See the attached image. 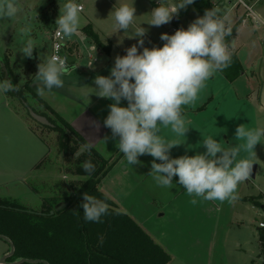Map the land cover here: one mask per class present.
Here are the masks:
<instances>
[{
    "label": "clouds",
    "instance_id": "1",
    "mask_svg": "<svg viewBox=\"0 0 264 264\" xmlns=\"http://www.w3.org/2000/svg\"><path fill=\"white\" fill-rule=\"evenodd\" d=\"M192 3L194 0H181L178 5L169 7L159 0V6L152 9L151 20L147 23L156 27L170 23L180 9ZM18 11L17 0H0V20H9ZM82 11L83 6L73 0L60 6L55 21L57 35L71 39L81 26ZM135 12L133 4L114 6L110 14L114 16L115 33L130 29L137 17ZM219 13L218 8L207 9L187 29L180 28L172 35L161 34L160 39L165 42L162 47H143L147 30L137 27L128 37H138L143 51L132 45L126 49V55L116 56L110 76L97 75L94 78L95 95L114 100L103 124L111 130L113 139L118 137L116 147L127 165L140 164L138 158L142 155L152 156L149 175L155 183L172 188L173 177H178L179 186L193 197L192 205L198 203L197 198L234 203L238 199V186L250 178L254 164L247 158L238 159L241 150L256 156V145L264 143V128L249 129L240 124L235 139L243 143L225 147V142L222 144L212 136H203L204 153L171 158L170 150L182 142L162 135L163 129H170L177 137H186L189 127L183 116V107L198 99L205 82L217 71L231 65V52L226 42L231 30L226 27V17L222 18ZM21 31L27 34L28 29ZM34 49V42L28 39L19 52L23 57L32 58ZM37 67L35 78L43 87L38 86L36 92L41 96L45 90L51 92L53 88H62V77L70 71L66 58L57 56L48 58ZM19 91L10 78L0 80V92ZM122 100L127 101V107L120 106ZM92 147L91 142L82 145L74 153V158L78 159L85 152L90 154ZM157 160L161 162L157 163ZM81 167L88 174L95 171L90 160L84 161ZM81 207L86 222H102L101 217L108 213V205L89 193L83 194Z\"/></svg>",
    "mask_w": 264,
    "mask_h": 264
},
{
    "label": "crops",
    "instance_id": "2",
    "mask_svg": "<svg viewBox=\"0 0 264 264\" xmlns=\"http://www.w3.org/2000/svg\"><path fill=\"white\" fill-rule=\"evenodd\" d=\"M83 11L78 32L71 39H67V50L75 60L70 62L69 73L62 77L63 87L53 88L51 92L45 90L43 96H38L87 143L91 142L102 157L112 159L113 166L101 179L99 189L115 203L116 208L130 215L172 256L169 264H264V229L258 226L261 220L257 223L255 221L256 216H260L257 206L264 209V189L251 178L238 186V199L234 203L203 201L197 198L198 203L192 205L190 201L193 197L179 186L178 177H173L172 188L160 187L155 183L149 175L152 156L142 155L138 158L140 164L127 165L123 154L116 147L118 137L113 139L111 130L103 124L110 111L109 105L114 100L95 95L97 90L94 78L97 75L110 76V70L114 67L110 56L115 42L109 36L110 31L101 28L97 21L95 23ZM88 24L92 25L102 43L110 47L109 51L97 47L85 34L83 28ZM12 25L0 20V31L4 28L9 30L14 27ZM41 27L32 33L34 36L31 40L36 46L32 58L21 55V59L27 62L25 69L28 77L23 78V81L20 79L19 83L28 82L35 92L38 86L43 87L35 78L37 65L41 63L37 59V45L48 46L50 55L52 51L50 34ZM6 34L9 42L10 30ZM233 40L231 43L235 46V39ZM0 94L1 109L9 111L7 122L12 121L18 131L21 126L22 136L31 142V164L23 173L32 172L34 165L44 158L46 145L36 135V130L32 127L35 132L32 131L24 123L19 113L4 106L6 96L2 92ZM247 99L250 100L249 94L242 92H199L198 99L193 104L183 107V116L189 127L186 137H177L170 129L162 130V135L167 139L182 142L170 150V157L204 153L206 148L202 145L203 136H212L222 144L225 142V147L227 144L235 146L236 143H241L235 139V130L244 123V110H239V103L241 101L243 105V101ZM120 106L127 107V101L122 100ZM2 121L1 119L0 124ZM105 137L108 139L105 140ZM240 158H246L244 151L243 154L240 152L238 159ZM247 159L254 162L252 156ZM258 169L259 167L257 172ZM55 198L54 200H58L57 196ZM43 203L44 200L42 207L35 211H41Z\"/></svg>",
    "mask_w": 264,
    "mask_h": 264
},
{
    "label": "rangeland",
    "instance_id": "3",
    "mask_svg": "<svg viewBox=\"0 0 264 264\" xmlns=\"http://www.w3.org/2000/svg\"><path fill=\"white\" fill-rule=\"evenodd\" d=\"M210 1L215 4V8L220 9L219 14L226 17V25L232 27L237 25L236 36H234L235 46H232V43L227 44L230 52L236 53L242 71L233 80L228 79L221 71H217L212 78L205 82L206 86L200 92L214 91L217 93L227 90L230 93L242 92L249 94L250 100H244L243 105L241 101L239 103V110H242L241 108L244 110L242 114L244 117L243 124L249 129L264 128V0H244L246 4L253 7L254 15H257V18L243 4L239 3V0H231L232 3H230V0ZM67 2L68 0H17L18 13L9 20H2V22L6 21L10 25L13 23L14 27L10 26L9 42H7L6 34L9 30L4 28L0 31L1 68H3L4 56H6L9 67L19 80L27 79V69H25L27 62L21 59L22 53L19 50L24 45V41L32 39L34 36L33 31L39 30V26L46 29L51 37L52 32L57 28L55 21L60 14V6L62 7ZM122 3L133 4L137 17L127 32L121 29L115 33V20L110 13L114 10V6L119 7ZM161 3L171 7L178 5L180 1L161 0ZM155 4L157 3L154 0H84L85 11L83 13L92 17L95 23L97 21L101 28L110 31L109 36L115 42L114 51L110 57L115 63L116 56L126 54V49L132 45H137L140 52L143 51V47H162L165 42L160 39L161 34L172 35L174 26L178 29H187L190 23L201 16L192 3L180 9L178 15L173 16L178 22L174 23L172 20L160 27L151 26L147 22L151 20L150 12L152 9L159 5ZM139 26L147 30L146 35L143 37V47L138 44V37H128L133 35L135 29ZM22 29H28L27 34L23 33ZM11 48L13 51H11ZM37 48V59L46 62L51 56L50 48L45 44L37 45ZM4 97V106L11 107L19 113L18 115L22 120L24 119V123L32 131L35 132L36 130V135L44 142L47 151L44 158L34 165L32 172L23 173L28 170L31 164V142L22 136L21 126L20 131H18L14 128L12 121L7 122L9 117H6L9 111L4 108L1 109L2 95L0 94V109L2 110L0 116L4 118H0V120H3L0 124V201L4 199L12 200L27 207V210L35 212L36 209L42 207L41 203L44 199L48 198L50 200L52 197L61 195L62 192L70 190L69 185L72 182L79 183L86 180L87 177L74 173L71 170V160L64 159L59 152L57 131L50 129L48 132H42L43 126L28 117L27 111L22 108L16 98L6 95V93ZM14 106H17L18 109ZM10 124L13 126H10ZM240 142L243 143V141ZM254 150L256 156L243 150L244 156L246 158L252 156L253 161L258 165L257 176L255 179L251 178V180L264 189V143L257 144ZM243 151H241L242 154ZM262 201L264 204V198ZM257 208L260 210V216H256V223L264 219V209L260 206H257ZM9 250V244L4 240H0V253L5 251L0 255V259Z\"/></svg>",
    "mask_w": 264,
    "mask_h": 264
},
{
    "label": "trees",
    "instance_id": "4",
    "mask_svg": "<svg viewBox=\"0 0 264 264\" xmlns=\"http://www.w3.org/2000/svg\"><path fill=\"white\" fill-rule=\"evenodd\" d=\"M193 5L201 16L205 10L216 7L210 0H194ZM226 27L231 30L226 42L231 43L236 27ZM83 31L97 47L110 50L108 45L102 43L91 24L85 26ZM231 59V65L221 72L233 80L240 75L242 68L235 52H231ZM4 66H0V80L10 78L20 89L19 92H8L6 95L16 98L27 111L28 117L48 129L42 127V132L50 129L58 132L59 152L71 160L74 173L87 177L79 183L72 182L70 190L57 196L58 200H54L55 197L44 199L43 209L38 212H29L27 207L12 200L0 201V234L7 236L15 246L14 254L7 260L42 259L50 264H169L172 256L130 215L116 208L115 203L99 189L101 179L113 166L112 159L102 157L93 147L90 154L85 152L78 159L74 158V153L87 142L37 95L28 82L19 83L6 56ZM28 107L46 117L49 123L43 124L33 118ZM86 160L95 166L91 174L84 172L81 167ZM84 193L108 205V213L101 217L102 222L84 220L81 207ZM63 203L67 205L55 210L56 206ZM51 210L55 212L51 214ZM101 238L103 243H100Z\"/></svg>",
    "mask_w": 264,
    "mask_h": 264
},
{
    "label": "water",
    "instance_id": "5",
    "mask_svg": "<svg viewBox=\"0 0 264 264\" xmlns=\"http://www.w3.org/2000/svg\"><path fill=\"white\" fill-rule=\"evenodd\" d=\"M177 20V19H176ZM234 41V40H233ZM68 60L69 62H73L75 60V57L73 56H68ZM3 68H5L4 66V63H3ZM28 110L31 114V116L33 118H35L36 120H38L39 122L43 123V124H48V120L46 117L36 113L33 108L31 107H28ZM253 168H252V173L250 175V178H255L256 177V172H257V167L258 165L253 162ZM67 205V203H63L62 205H59V206H56L55 210H59L60 208H63ZM55 210H51V214H53L55 212ZM29 212H32L31 210H28ZM0 240H4L5 242H7L9 244V247H10V250L8 253L4 254L1 259H0V264H22V263H25V262H28V263H43V264H50L48 261L46 260H42V259H31V258H21L19 260H16V261H8L7 259L12 256L14 254V251H15V246L14 244L12 243V241L5 235L3 234H0Z\"/></svg>",
    "mask_w": 264,
    "mask_h": 264
},
{
    "label": "built area",
    "instance_id": "6",
    "mask_svg": "<svg viewBox=\"0 0 264 264\" xmlns=\"http://www.w3.org/2000/svg\"><path fill=\"white\" fill-rule=\"evenodd\" d=\"M154 2L159 4V0H154ZM75 3L81 4L84 10V0H75ZM239 3L243 4L252 15L255 14V11L252 6H249L243 0H239ZM254 17L257 18V15L256 16L254 15ZM176 30H178V28L174 26L172 28L173 34L175 33ZM51 39H52V51L50 57L57 56L59 58H66V62L68 63V67L70 68L71 63L68 60V56L71 54L67 50V39L57 35V28L53 31L51 35ZM89 56L91 57V54H89ZM258 226L259 228L264 229V220H261Z\"/></svg>",
    "mask_w": 264,
    "mask_h": 264
}]
</instances>
